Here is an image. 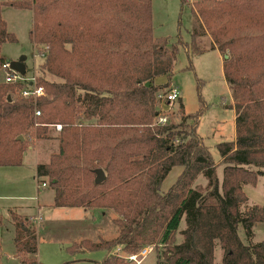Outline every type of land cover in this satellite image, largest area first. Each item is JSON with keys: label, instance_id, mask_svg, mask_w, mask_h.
<instances>
[{"label": "trees", "instance_id": "trees-1", "mask_svg": "<svg viewBox=\"0 0 264 264\" xmlns=\"http://www.w3.org/2000/svg\"><path fill=\"white\" fill-rule=\"evenodd\" d=\"M179 1L192 15L189 52L227 53L222 73L233 98L234 137L215 143L218 162L195 131L201 109L177 123L157 121L160 85L153 81L170 76L178 47L153 35L150 0H0V9L31 10L27 34L43 59L39 70L55 77H34L43 87L35 98L12 95L20 82L0 81V165L19 164L31 138L49 139L54 147L36 162L35 177L47 178L52 204L115 212L113 237L83 238L68 245L72 250L119 246L129 253L159 243L154 264H264V234L253 238L264 207L242 190L261 177L264 193V0ZM203 35L209 41L199 47ZM14 40L0 15V44ZM173 165L182 168L160 190ZM97 169L103 178L94 182ZM198 175L203 185L193 184ZM9 215L18 264H36L32 220ZM94 264L134 263L108 252Z\"/></svg>", "mask_w": 264, "mask_h": 264}, {"label": "rangeland", "instance_id": "rangeland-1", "mask_svg": "<svg viewBox=\"0 0 264 264\" xmlns=\"http://www.w3.org/2000/svg\"><path fill=\"white\" fill-rule=\"evenodd\" d=\"M152 33L156 37H163L168 42L177 44V53L172 66L170 76L160 75L155 77L154 83L160 85L155 93L165 92L170 85L179 90V97L183 108L179 109L177 99L171 104H166L159 98L155 102L159 113L166 115V120L177 123L183 119L185 113H193L201 109L195 131L202 138L211 159L218 162L219 154L215 143L220 140L232 139L233 136V98L229 101L230 88L225 82L220 64L227 53L220 52V58L216 50L206 48L201 52H189L185 42L190 40V26L192 15L189 4L180 6L179 0H150ZM0 15L5 22L6 29L13 33L14 41H4L0 44V54L10 64L16 63L23 57V76L42 74L46 79L55 78L47 72L39 70L42 62L41 56L35 51V47L28 38L27 31L31 24V11L28 8L15 6H1ZM179 38L180 42L177 43ZM199 47L206 46L208 35L197 36ZM42 46L39 45V49ZM226 54V56H224ZM24 76V77H25ZM3 80V71L0 68V81ZM18 88L11 91L12 95L19 94ZM156 95V94H155ZM227 103V104H226ZM226 104V105H225ZM228 106V107H227ZM191 117H185V122L191 123ZM59 128V124H56ZM30 150L23 151L19 164L0 165V264H18L21 255L15 253L13 245V224L9 211L19 217L31 219L29 214H35V227L37 237V263L36 264H92L100 261L107 249L72 250L71 242H80L87 238L92 241L109 239L116 234L117 227L112 222L115 212L111 209L100 208H52L45 206L51 197L52 189L47 184L41 186L36 181L34 160L46 161L53 141L49 139H30ZM218 175L220 171L218 169ZM172 177V172L164 179V184ZM204 177L198 175L193 184L203 185ZM38 182V183H37ZM262 178L258 177L254 184L245 183L242 186L247 201L264 207V193L262 192ZM36 204H41V209L36 210ZM49 207V208H48ZM47 219V220H46ZM49 219H52L49 221ZM32 220V219H31ZM258 224V223H257ZM254 226L253 238L259 239L264 234L262 225ZM183 226L182 220L178 228ZM53 229L54 234L60 238L47 239V234ZM241 226L238 227V235L241 236ZM176 241L181 236L175 234ZM242 240L243 237L241 236ZM119 246L109 249L111 253L119 255L135 254L133 259H128L135 264H154L156 248L161 249V244H145L134 252H124ZM146 247L148 251L141 255L138 251ZM26 257H29L25 254ZM35 257V255H34Z\"/></svg>", "mask_w": 264, "mask_h": 264}, {"label": "built area", "instance_id": "built-area-1", "mask_svg": "<svg viewBox=\"0 0 264 264\" xmlns=\"http://www.w3.org/2000/svg\"><path fill=\"white\" fill-rule=\"evenodd\" d=\"M0 68L3 71V80L9 81V82H20L22 86L19 89V94L21 96L27 97V98H35L43 93V87L39 84L34 83L33 76L25 77L23 76V73H20L15 68L11 66V64L8 62V60H3L0 64ZM179 96V90L176 86L170 85V87L162 93H156V97L165 102L166 104H171L177 97ZM34 115L39 114V110L35 109L33 111ZM166 115L159 113L157 116V121L162 123L165 122ZM41 186L45 185V182L40 181L39 182ZM148 251V248L143 247L141 248L138 253L141 255H144ZM135 254L129 253L126 255L127 259H133ZM137 260H135L136 262Z\"/></svg>", "mask_w": 264, "mask_h": 264}, {"label": "crops", "instance_id": "crops-1", "mask_svg": "<svg viewBox=\"0 0 264 264\" xmlns=\"http://www.w3.org/2000/svg\"><path fill=\"white\" fill-rule=\"evenodd\" d=\"M2 6H6V5H2ZM30 10V9H29ZM31 11V10H30ZM213 50H216L217 51V53H218V56H219V58H220V52L216 49V48H212ZM221 60L222 59H220V64H221V67H222V63H221ZM159 77V76H158ZM157 78V77H156ZM224 78V77H223ZM226 82V81H225ZM231 101V94L229 93V101L227 102V103H229ZM226 103V104H227ZM225 104V105H226ZM228 107V106H227ZM231 109H232V111H233V114H232V119H233V123H234V109H233V107H231V106H229ZM234 137V126H233V136H232V138ZM29 151L30 150V148H27L25 151ZM36 162H38V160H34V171H35V164H36ZM181 165H173V166H171V168L168 170V172L166 173V175L163 177V179L161 180V183H160V190H165L167 187H168V185L175 179V177L177 176V174L180 172V170H181ZM218 169H219V171H220V174L218 175ZM221 171H222V164L221 163H218L217 165H216V167H215V172H216V176H217V178L218 179H220V177H221ZM172 172V177L169 179V180H167V183L166 184H164V185H162L165 181V177L168 175V174H170ZM198 177V176H197ZM197 177H196V180H197ZM36 178V177H35ZM52 191H51V197H50V199H48V202H46V205L45 206H49V207H51L52 206V208H65L66 206H54L53 204H52ZM48 207V208H49ZM68 207H71V208H77V207H79V206H68ZM39 208L41 209V204H36V210H38L39 211ZM30 215V217H31V219H32V222H36L35 221V218H36V216H35V214H29ZM47 220V219H46ZM50 220H52V219H49V221ZM257 225H262V224H260V223H258ZM263 226V225H262ZM263 228H264V226H263ZM241 236L243 237V233H242V231H241ZM241 236H240V234H239V237L241 238ZM55 238H60V237H58L57 236V234H54V231H53V229H51L50 230V232H48V234H47V239H49V240H53V239H55ZM242 239V238H241ZM108 252H112V250H107V252H106V254H108ZM105 254V255H106ZM35 258H36V260H37V249H36V253H35ZM219 258H220V249L218 248V247H215L214 248V251H213V261L215 262V263H217L218 261H219ZM139 260V259H138ZM137 260V261H138ZM136 261V262H137ZM135 262V263H136ZM134 263V264H135ZM92 264H94V262L92 263Z\"/></svg>", "mask_w": 264, "mask_h": 264}, {"label": "water", "instance_id": "water-1", "mask_svg": "<svg viewBox=\"0 0 264 264\" xmlns=\"http://www.w3.org/2000/svg\"><path fill=\"white\" fill-rule=\"evenodd\" d=\"M224 56H226V54H224ZM23 57L21 56V59L19 61H17L16 63L11 64V66L13 68H15L17 71H19L20 73H23L24 71V63L22 62ZM16 138L21 139L22 136L21 135H17ZM96 175L94 176V182H98L103 178V173L101 169H97L96 170Z\"/></svg>", "mask_w": 264, "mask_h": 264}]
</instances>
